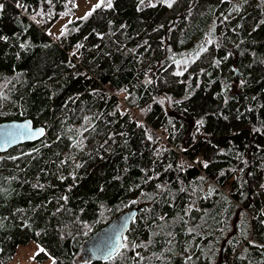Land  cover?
Wrapping results in <instances>:
<instances>
[{
  "label": "trees",
  "instance_id": "obj_1",
  "mask_svg": "<svg viewBox=\"0 0 264 264\" xmlns=\"http://www.w3.org/2000/svg\"><path fill=\"white\" fill-rule=\"evenodd\" d=\"M138 1L53 34L74 0H0V122L45 128L0 153V264L29 240L50 264H264V0ZM135 205L125 247L79 257Z\"/></svg>",
  "mask_w": 264,
  "mask_h": 264
},
{
  "label": "water",
  "instance_id": "obj_2",
  "mask_svg": "<svg viewBox=\"0 0 264 264\" xmlns=\"http://www.w3.org/2000/svg\"><path fill=\"white\" fill-rule=\"evenodd\" d=\"M29 123L32 131L43 130L42 135L17 138L14 142L5 143V132L15 130V126ZM45 128L41 125H33L29 118L11 119L0 122V153L7 151L9 148L27 141H35L43 137ZM140 205L132 206L122 212L114 215L103 226L92 232L81 244L79 249V257L84 261L91 260H107L104 258L107 251H110L117 242L115 237L119 236V242L123 244V235L128 230L131 222L135 218L140 209ZM103 247L104 253L97 252L96 249ZM120 250V249H119ZM116 254V253H115ZM114 254V255H115ZM113 255V256H114ZM112 256V257H113Z\"/></svg>",
  "mask_w": 264,
  "mask_h": 264
},
{
  "label": "rangeland",
  "instance_id": "obj_3",
  "mask_svg": "<svg viewBox=\"0 0 264 264\" xmlns=\"http://www.w3.org/2000/svg\"><path fill=\"white\" fill-rule=\"evenodd\" d=\"M158 1L165 2V0H144V3L141 4L139 0L137 6L138 8H143L145 6L155 4ZM172 1L173 0H169V2ZM97 2L98 0H74L75 8L71 11L63 13L61 17L55 20L52 23L49 31H51L53 34H58L62 30L63 24L65 22L86 14L92 9L93 5H95ZM106 2L107 1L105 0V3ZM201 49L202 47L197 48L190 55L186 56L183 60L178 61L175 67V71L177 73L182 72L188 66V64L195 59L196 55ZM39 248L41 247L34 240H29L24 244H19L15 250V253L13 254V257L6 264H50L52 261L51 256H49L43 261H39L37 259L32 258L33 255L38 252Z\"/></svg>",
  "mask_w": 264,
  "mask_h": 264
},
{
  "label": "snow or ice",
  "instance_id": "obj_4",
  "mask_svg": "<svg viewBox=\"0 0 264 264\" xmlns=\"http://www.w3.org/2000/svg\"><path fill=\"white\" fill-rule=\"evenodd\" d=\"M166 3H168V6L171 7V2H169V0H165ZM174 2V0H173ZM140 3L143 4L144 0H140ZM18 7H20L21 5H19V3L17 4ZM101 6H105L107 8H111L112 7V0H107V2L105 3V0H98V2L93 5L92 9L87 12L85 14L84 17H82L81 19H86L88 16H90L92 14L93 11H95L97 8H100ZM150 6L155 7V4H151ZM3 5L0 4V9H3ZM39 14V13H38ZM62 35L64 34L63 32L61 33ZM2 39H6V37L2 38ZM82 45H77V48L81 47ZM177 74H182V73H177ZM202 123V121H201ZM43 134V130H37V131H32L30 124L29 123H25L22 125H17L15 126V130L13 131H7L5 132V143H11L14 142L17 138H24V137H32V136H38V135H42ZM149 139H151V137H149ZM205 167H207V164H205ZM66 199V198H65ZM116 239V243L115 246L111 248L110 251H107L104 258L107 259H111L112 256L117 253L119 251V249L121 247H125L126 245H123L119 242L120 237L117 236L115 237ZM97 252H101L104 253L105 249L103 247L97 248L96 249ZM40 252H44L43 248H39L38 252L35 253L33 255V259H35L36 255H39ZM53 264H55V261H53Z\"/></svg>",
  "mask_w": 264,
  "mask_h": 264
},
{
  "label": "bare ground",
  "instance_id": "obj_5",
  "mask_svg": "<svg viewBox=\"0 0 264 264\" xmlns=\"http://www.w3.org/2000/svg\"><path fill=\"white\" fill-rule=\"evenodd\" d=\"M249 64V63H248ZM251 64V63H250ZM246 67V66H245ZM142 117V116H141Z\"/></svg>",
  "mask_w": 264,
  "mask_h": 264
}]
</instances>
